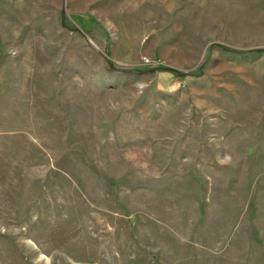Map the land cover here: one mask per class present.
Masks as SVG:
<instances>
[{"label":"rangeland","instance_id":"1","mask_svg":"<svg viewBox=\"0 0 264 264\" xmlns=\"http://www.w3.org/2000/svg\"><path fill=\"white\" fill-rule=\"evenodd\" d=\"M0 264H264V0H0Z\"/></svg>","mask_w":264,"mask_h":264}]
</instances>
